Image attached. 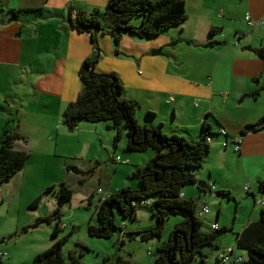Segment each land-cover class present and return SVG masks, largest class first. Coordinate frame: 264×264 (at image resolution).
Wrapping results in <instances>:
<instances>
[{
    "label": "crops",
    "instance_id": "1",
    "mask_svg": "<svg viewBox=\"0 0 264 264\" xmlns=\"http://www.w3.org/2000/svg\"><path fill=\"white\" fill-rule=\"evenodd\" d=\"M184 1L187 17L182 24L149 39L123 35L115 44L110 34L79 32L70 22L79 11H103L107 0H0V135L14 114L13 126L22 137L17 145L29 154L25 166L0 186V218L10 219L13 230L23 231L36 218L53 215L56 201L48 194L41 206L26 209L48 187L83 184L82 173L68 166L91 169L95 177L98 168L103 174L108 160L132 173L154 156L150 149L127 151L122 133L116 149L115 131L106 121L81 122L72 130L63 124L64 108L81 90V65L93 56V70L115 74L123 97L138 102L140 122L152 112L150 124L162 123L165 132L190 141L199 140L203 126L214 133L205 161L195 171L196 183L182 189L184 197L199 200L198 212L208 208L210 198L217 202L215 215H201L206 229L213 223L228 229L219 250L208 258L216 261L220 251L234 246L235 234L259 218L264 127H246L264 119V60L253 51L264 46V0ZM237 137L241 143L235 152ZM116 151L125 159L117 160ZM199 182L207 186L205 192ZM221 190L229 196L217 195ZM13 230L3 231L2 238Z\"/></svg>",
    "mask_w": 264,
    "mask_h": 264
},
{
    "label": "trees",
    "instance_id": "2",
    "mask_svg": "<svg viewBox=\"0 0 264 264\" xmlns=\"http://www.w3.org/2000/svg\"><path fill=\"white\" fill-rule=\"evenodd\" d=\"M10 12L13 16L16 15L13 10ZM186 17L184 0H107L103 11H94L91 14L79 11L70 19L77 31L93 35L96 30H101L110 34L117 44L123 35L141 39L155 37L171 27L182 24ZM253 51L257 57L264 60V46ZM96 62V56L83 61L79 71L81 90L64 108L63 124L76 128L81 122L106 121L109 123L108 127L115 131L114 144L119 141L121 130L124 128L127 151L144 152L151 149L154 156L144 167L131 173V177L137 179V186H125L107 193L97 203L94 211L96 219L88 225V235L109 238L114 230H118L120 235L130 239L135 236L143 240L160 238L168 216L180 214L182 217L174 224L168 238L156 248V257L152 264H194L196 260L203 262L207 250H219L221 236L228 229L210 227L204 230L196 200L184 197L182 189L186 185L196 183L195 171L202 167L209 152V140L214 133L203 126L199 140L190 141L178 133L165 132L162 123L150 124V119L154 116L152 112H147L140 122L136 117L138 102L123 97V86L115 74L95 72L93 68ZM15 119L14 114H11L0 135V186L19 172L29 158V154L17 145L22 137L13 126ZM262 127L264 123L260 126L248 125L246 129L257 130ZM68 168L82 174L91 172V169L83 171L74 166ZM199 189L205 192V188ZM258 190L262 198L259 218L235 234V244L232 247L235 254L236 249L245 250L247 257L236 254L242 259H232L226 263L217 255L218 263L264 264V179L259 182ZM47 194L52 195L56 201L53 215L36 218L28 227L34 228L42 223L55 222L51 232V237L55 240L47 249L34 256L32 264H64L62 247L68 236L59 237V232L65 227L61 218L64 207L71 202L73 190L63 182L50 186L31 202L30 208L37 207ZM216 194L229 196V192L223 190L216 191ZM139 207L150 209L156 220L154 226L127 230L125 226L122 227L124 224L117 223L116 214L124 220L133 221ZM26 230L27 227L23 229ZM9 236L11 238L12 235ZM70 258L73 264H81L72 254ZM100 264L133 262L116 255L105 256Z\"/></svg>",
    "mask_w": 264,
    "mask_h": 264
},
{
    "label": "rangeland",
    "instance_id": "3",
    "mask_svg": "<svg viewBox=\"0 0 264 264\" xmlns=\"http://www.w3.org/2000/svg\"><path fill=\"white\" fill-rule=\"evenodd\" d=\"M125 132L126 129L122 128L121 133L125 135ZM119 143L121 144V139L118 141L116 149H120ZM115 154L116 157L120 158L124 156L118 151H116ZM122 158L123 160L125 159V157ZM105 164L107 168L103 170V174L100 170L101 168L97 169L95 177H92V171L85 172L82 174L84 177L83 184L80 187H70L73 190V197L70 204H67L64 207L62 215V223H64L66 227L59 232V237L68 236L65 245L62 247L64 264H73L71 262L70 254L76 257L81 264H100L105 256L120 255L125 257L129 256L127 255V252L130 253L131 257H129L133 264H152L156 257V248L168 238L174 224L179 221L182 215L174 214L168 216L160 238L153 237L143 240L140 237L135 236L130 239L125 235H120L121 233L118 230H114L113 235L109 238L89 236L87 233V227L89 224L95 222V206L104 193H111L125 186H137V179L132 178L131 173L125 171L123 164H117L114 161L112 162L108 160L105 161ZM116 165L119 168L114 170ZM108 185L109 187H107ZM193 186L197 189L196 185ZM186 187L189 188V186ZM83 197L86 198L81 200ZM152 199H154V197ZM88 200L91 201L90 205ZM196 202L197 207L199 208L201 203H199L198 199ZM207 204L210 211L208 214L206 213L204 215L205 218L207 215L211 216V214H216L217 202H214V200L210 198V200L207 201ZM29 207L30 204L26 209ZM28 213H30V211ZM136 213V218L133 221L128 219L124 220L116 214V221L118 224H124L122 227L127 225V227L131 226L132 228H150L156 224V220L151 215L149 208L139 207L137 208ZM24 216L25 215L23 214L22 219H24ZM54 223L55 222H52V224ZM11 225L12 222L10 219L0 218V252L6 253L1 259L0 264H32L34 256L47 248L45 247L42 249V247L46 243L49 244V242L52 244L55 240V238L51 237V232L54 228L51 224L42 223L38 227H28L26 230L27 232H23L22 230L17 232L13 230V226ZM10 230H13L9 233V235H12L11 238H9V235H4L2 238L3 231ZM204 230H206V228ZM228 234L229 233H223L222 237H226ZM230 244H233V238H230ZM149 249L150 252H148ZM236 250V254L243 256V258L247 257L245 250ZM207 252L209 253L208 250ZM205 260L210 261V263L214 262L215 264H218V262L215 261L214 256L209 258L206 256ZM196 261L197 262L194 264H201L199 260Z\"/></svg>",
    "mask_w": 264,
    "mask_h": 264
},
{
    "label": "built area",
    "instance_id": "4",
    "mask_svg": "<svg viewBox=\"0 0 264 264\" xmlns=\"http://www.w3.org/2000/svg\"><path fill=\"white\" fill-rule=\"evenodd\" d=\"M245 19L247 20V22H249V23H251V21L249 20V16L248 15H246V17H245ZM226 130L225 129H220V133H222V134H226ZM209 140V139H208ZM210 141V140H209ZM240 143H241V138L240 137H237V138H235L234 139V142H233V150L235 151V152H237V151H239V149H240ZM226 143H224V145H225ZM120 158L119 157H117V160H119ZM212 189L214 188L213 186L211 187ZM244 189L245 190H248V185H246L245 187H244ZM99 192H100V190H99ZM257 202L259 203V204H261L262 203V198L260 197L258 200H257ZM208 212V208L206 207V206H204L200 211H199V216H201V215H203V214H205V213H207ZM211 229H217L218 228V226H217V224L216 223H213L211 226ZM150 249H152V248H150ZM150 249H149V251L148 252H150ZM233 248L232 247H230V248H227V249H225V250H222V251H220L217 255H218V257H219V259L222 261V262H226V263H228L230 260H232V259H235V260H237V261H239V260H241L242 259V257L241 256H238V255H236L235 254V252H233V250H232ZM6 255V253L5 252H0V259H2L4 256Z\"/></svg>",
    "mask_w": 264,
    "mask_h": 264
},
{
    "label": "water",
    "instance_id": "5",
    "mask_svg": "<svg viewBox=\"0 0 264 264\" xmlns=\"http://www.w3.org/2000/svg\"><path fill=\"white\" fill-rule=\"evenodd\" d=\"M70 22H71V20H70ZM158 51V50H157ZM153 52H155V51H153ZM264 123V121L263 120H261L260 122H258V124H257V126H260V125H262ZM69 130H72L73 128H68ZM198 186L199 187H201V188H205V189H207V186L206 185H204V184H201V182H199L198 183Z\"/></svg>",
    "mask_w": 264,
    "mask_h": 264
}]
</instances>
